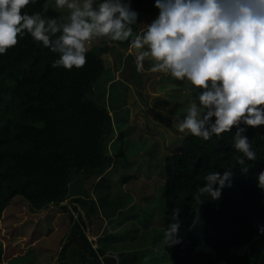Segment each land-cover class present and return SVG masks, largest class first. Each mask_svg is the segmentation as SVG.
I'll list each match as a JSON object with an SVG mask.
<instances>
[{"label":"trees","instance_id":"1","mask_svg":"<svg viewBox=\"0 0 264 264\" xmlns=\"http://www.w3.org/2000/svg\"><path fill=\"white\" fill-rule=\"evenodd\" d=\"M45 3L49 9L44 15L65 17L49 0H30L22 14L43 12ZM154 4L155 0H131L138 24L158 12ZM138 24L133 26L134 36L140 31ZM134 36L117 42L128 47ZM17 39L0 54V221L14 196L34 206L60 202L72 171L98 176L112 160L104 150L112 131L111 115L92 97L106 71L101 55L111 43L102 40L97 48L87 44L86 64L67 70L53 68L59 55L26 30ZM240 127L246 128L244 135L257 154L255 161H246L247 174L237 164L242 154L230 143L235 128L207 141L184 134L166 155L164 231L174 222L173 210H180L181 242L170 248L163 244L171 264H264V189L257 180L264 171V125ZM228 170L232 177L220 189V197H202L197 205L193 197L206 185L205 176ZM1 252L0 246V259Z\"/></svg>","mask_w":264,"mask_h":264},{"label":"clouds","instance_id":"2","mask_svg":"<svg viewBox=\"0 0 264 264\" xmlns=\"http://www.w3.org/2000/svg\"><path fill=\"white\" fill-rule=\"evenodd\" d=\"M29 3L0 0V54L15 46L26 30L59 55L53 68L83 67L86 45L94 38L128 41L138 24L131 0H55L56 8L67 9V16L59 18L44 15L47 3L43 12L22 14ZM154 6L158 15L131 41V48L139 50L137 72L144 70L147 59L154 62L152 73L190 84L189 107L182 117H174L177 130L207 141L235 128L230 143L242 154L237 164L247 174L246 161H255L257 154L240 125H264V0H155ZM231 177V170L205 176L207 183L198 188L194 202L200 205L205 196L218 199ZM257 180L264 189V171ZM179 211L173 210L174 222L163 234L169 248L181 242ZM107 255L119 264L118 255ZM149 259L144 257L145 264Z\"/></svg>","mask_w":264,"mask_h":264},{"label":"rangeland","instance_id":"3","mask_svg":"<svg viewBox=\"0 0 264 264\" xmlns=\"http://www.w3.org/2000/svg\"><path fill=\"white\" fill-rule=\"evenodd\" d=\"M49 1L56 7L55 0ZM58 10L67 16V9ZM102 40L111 43L101 55L106 77L96 82L92 97L110 110L113 125L104 150L111 164L98 176L72 171L60 202L34 206L14 196L0 221L1 264H77L76 254L92 251L85 238L76 237L80 233H103L101 240L113 250L136 243L133 254L168 259L162 242L164 159L185 134L177 130L174 117L189 107L191 88L178 81L182 99L171 97L169 90L159 94V84L170 80L175 85L170 75L152 73L154 62L147 59L143 73L137 72L136 50L107 37L94 38L93 48ZM106 260L110 264L113 259L107 255L101 261ZM101 261L97 257L85 264H105Z\"/></svg>","mask_w":264,"mask_h":264},{"label":"crops","instance_id":"4","mask_svg":"<svg viewBox=\"0 0 264 264\" xmlns=\"http://www.w3.org/2000/svg\"><path fill=\"white\" fill-rule=\"evenodd\" d=\"M157 15H158V12L156 14H154V15H149V16H146L145 18L142 19L143 26L140 28L139 34H141L142 31L145 29L146 24L151 23L152 20L155 19V17ZM65 17H66V15H65ZM88 46H89L88 48H93L92 41L88 43ZM125 48H128L129 49L128 51H130V52H131V49H133V48H131V44L128 47H125ZM133 50L135 51L136 49H133ZM138 51L139 50H136V53ZM143 71L141 73H143ZM103 77L104 78L106 77V71H105V74H103ZM174 80H175L173 82L174 84L179 81V80H176V79H174ZM169 82H172V81L168 80L165 84H162V85L159 84L158 93L161 94V95H165L166 91L169 90L171 97L178 96V97H180V99H182L183 95H181V94L183 93V91H184L183 89L184 88H182L179 84H175L173 86ZM181 83H183V81H181ZM182 85H184V84H182ZM95 90H96V88H95ZM188 94H189V92H188ZM166 101H168V100H166ZM158 102H159V100H158ZM104 105H106V104H104ZM142 105H146V106H144L145 108H150L151 109V107L149 105H147L146 102L144 104H142ZM106 108L108 109L107 105H106ZM109 113H110V110H109ZM112 125H113V122H112ZM102 235H103V233H100V234L99 233H86V234L85 233H80V234H77L76 237H80V239L81 238H85L87 243L90 244L91 249H92V251H90L87 255L83 251H81V253L76 254V263L77 264H85V262L88 263L91 260H95L97 257L101 261V260H104V258L107 256V254H115V255L120 254V256H119V264H145L144 257H151V259H149L146 262V264H168V262H169L168 261L169 258L167 256V254H165V257H167L168 259H164V260L163 259L162 260H158L155 256H150V255H147L145 253L144 254H139V255L133 254V252L136 251L139 248V246L136 243H133L131 245H128L127 243H125V247L124 248H116L115 250H113L111 248V246H109L110 244H109L108 241L104 242V241L101 240L103 238ZM81 244H82V242H81ZM77 248H78V250L80 249V244H77ZM95 249H97L99 252L95 251ZM100 249H102V250H100ZM84 250H86V249H84ZM101 262H104L105 264H109L107 260L106 261H101ZM110 264H117V262L113 259L110 262Z\"/></svg>","mask_w":264,"mask_h":264}]
</instances>
